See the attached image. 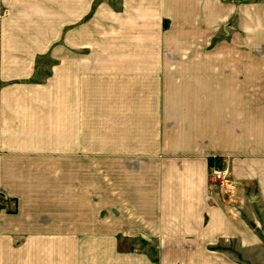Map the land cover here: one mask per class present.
<instances>
[{"label":"crops","instance_id":"obj_1","mask_svg":"<svg viewBox=\"0 0 264 264\" xmlns=\"http://www.w3.org/2000/svg\"><path fill=\"white\" fill-rule=\"evenodd\" d=\"M0 264H264V0H0Z\"/></svg>","mask_w":264,"mask_h":264},{"label":"rangeland","instance_id":"obj_2","mask_svg":"<svg viewBox=\"0 0 264 264\" xmlns=\"http://www.w3.org/2000/svg\"><path fill=\"white\" fill-rule=\"evenodd\" d=\"M9 14V11L8 10H6V9H4L2 12H1V16L3 17H5V16H7ZM218 44V40H216V41H213L212 42V46H213V48H215L214 46H215V44ZM52 47H53V49H58L59 48V44H58V42H56V43H54L53 45H52ZM39 61H40V66H44V65H50L51 64V62L53 63L54 62V60H52V61H50L48 58H41V59H38ZM46 68H41V70H40V78H44V76H47L49 73H48V71L47 70H45ZM210 182H212L211 180H209ZM220 181V180H219ZM216 182V181H215ZM218 182V181H217ZM214 183V182H213ZM134 247H138V248H141V249H144V250H146L147 249V251H148V249H150V248H152V249H154V247L155 246H153V245H151V246H149V245H135ZM150 251V250H149ZM151 252V251H150Z\"/></svg>","mask_w":264,"mask_h":264},{"label":"built area","instance_id":"obj_3","mask_svg":"<svg viewBox=\"0 0 264 264\" xmlns=\"http://www.w3.org/2000/svg\"><path fill=\"white\" fill-rule=\"evenodd\" d=\"M225 174H226L225 170L213 168L209 172V180H211L212 182L222 180L225 178Z\"/></svg>","mask_w":264,"mask_h":264},{"label":"trees","instance_id":"obj_4","mask_svg":"<svg viewBox=\"0 0 264 264\" xmlns=\"http://www.w3.org/2000/svg\"><path fill=\"white\" fill-rule=\"evenodd\" d=\"M237 1H240V0H237ZM243 1H246V0H243ZM215 165H213L212 161L209 162V170H211Z\"/></svg>","mask_w":264,"mask_h":264}]
</instances>
